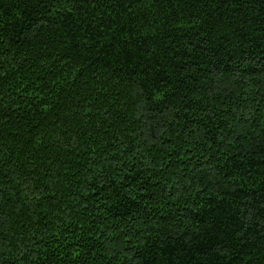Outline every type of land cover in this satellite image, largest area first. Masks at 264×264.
Segmentation results:
<instances>
[{"label":"trees","instance_id":"16d2710c","mask_svg":"<svg viewBox=\"0 0 264 264\" xmlns=\"http://www.w3.org/2000/svg\"><path fill=\"white\" fill-rule=\"evenodd\" d=\"M0 264H264V0H0Z\"/></svg>","mask_w":264,"mask_h":264}]
</instances>
